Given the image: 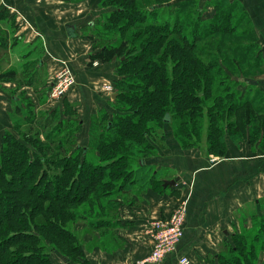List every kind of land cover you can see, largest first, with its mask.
<instances>
[{
	"label": "crops",
	"instance_id": "obj_1",
	"mask_svg": "<svg viewBox=\"0 0 264 264\" xmlns=\"http://www.w3.org/2000/svg\"><path fill=\"white\" fill-rule=\"evenodd\" d=\"M101 1L0 0L1 135L10 132L15 119L29 124L32 115L37 120L42 112L64 114L70 105L81 118L80 125L110 109L108 99L115 95L108 92L116 67L100 62L94 46L103 14L112 10L102 7ZM232 1L243 3L254 15L256 47L264 52V0ZM65 67L75 84L65 98L49 99V80ZM23 108L31 110L28 116ZM149 162L170 175L159 177L163 187L143 184L136 191L121 192L114 198L116 216L103 226L111 233L97 236L95 248H86L79 260L55 255L57 264H150L154 241L147 226L169 219L181 205L187 209L184 236L162 264H180L183 257L190 264H215L211 257L244 227L241 215L264 202V147L229 143L220 156L201 150L159 151V157ZM167 180L176 185L165 188Z\"/></svg>",
	"mask_w": 264,
	"mask_h": 264
},
{
	"label": "trees",
	"instance_id": "obj_2",
	"mask_svg": "<svg viewBox=\"0 0 264 264\" xmlns=\"http://www.w3.org/2000/svg\"><path fill=\"white\" fill-rule=\"evenodd\" d=\"M149 1L150 0L101 1L100 5L102 7L111 8L112 10L109 13L103 14L102 22H104L103 24L101 22L100 25V40L110 44L112 41L114 43L111 44L113 45L111 46V50H108V47H105L106 45L98 46V48L100 47V51L97 52V58L103 63H114L117 61L115 69L118 79H116L115 85L120 95L114 102H112V107L117 111V114H115L112 122L110 120L111 113H108L107 110L104 114L100 115L101 120H104L105 123H102L104 124V128L102 126L101 132L97 135L98 140L97 142L95 140V146L93 145L95 147L94 153V150L91 151L90 147L81 148L75 145V150L72 148L71 150L73 151L69 150L64 157H59L60 161H63L61 164L62 166H60V174L58 177H52L53 179H57V186L50 179V168L44 167L38 178V182L40 183H36L30 190L25 187L23 189L27 197L36 200L34 203L37 204L34 205V208L37 213L46 210V214L49 216L52 215L51 213L53 210L56 212L58 209L60 210L58 211L60 216L53 214V217H48L47 219V227H50L54 231L53 233H57L56 228H59L55 221L56 217H59V220L61 221L62 218L66 216L65 206L69 205L72 208L74 205L80 204V207H86L84 206L86 203V197L79 194L80 197L73 198L71 197V191L75 187L80 186V184L82 185V181L89 182L91 178H96L99 170H104V168L107 169L106 174L104 173V176H101L105 187H109V185L112 184L113 189L117 188V190H119L121 188L124 190H132L131 185L127 186L125 180L130 179L132 175H135L136 177L143 176L142 174L144 170L149 169V165L145 161V157L150 153L148 150L156 149L155 144L150 143L149 139L150 133L148 131H152V129L157 127L152 125L151 121L153 119L160 121L165 115V120L171 118L170 120L172 121V113L176 110L175 108H172V104L176 105V111L180 114H182L181 111H183L184 108L190 109V112L196 111L198 114L199 112L203 113L202 110L206 107L208 108V119L210 123L208 138L211 137V140L215 141L210 145L208 150L210 154L220 156L224 154L227 148V140H229L227 135H234L231 130L232 123H230L234 114L238 113L241 108L244 109L243 107L245 105H252L255 103V99L246 101L244 99H239V93L241 92L234 89L232 86L233 83L239 85L238 79L241 84L243 75L240 74L232 77L217 61L209 63L204 59V61H201V59L194 53L195 45L191 43L200 41L203 35V19H201V16L196 19V22H194L195 20L193 21L194 24L191 27V36L194 42H191L188 38V34L185 32L186 27L192 24L187 22L189 17L184 18L183 16H180L181 11L179 10L177 15L172 18L173 22H162L158 17V10H155V7L152 6ZM159 3L167 4L168 2L159 0ZM168 5L169 4H167V6ZM147 6H149V8L153 7V10L149 9V12L147 13L150 17L146 16L143 12ZM173 6L174 5H171L170 8ZM197 11H199V9ZM227 14L229 18H232L230 13ZM152 16L157 17V20L161 22H152ZM218 17L222 19L224 16L218 15ZM147 18L148 21L146 20ZM225 18L226 17H224V19ZM228 26L225 28H228ZM232 28L233 27L229 26L228 29H224V31H227L224 33H232ZM102 29H106L107 32L102 31ZM215 30L218 31L221 29L215 28ZM254 32L256 33V30ZM171 38L177 39L174 41ZM255 46L256 43L249 44L246 47L244 46L242 49L244 53L242 52V54L246 56L248 51L252 48V50L255 49ZM208 49L211 50V48ZM168 51L171 53H168ZM187 51L190 52L187 53ZM235 51H238V49H235ZM160 55H162V57ZM246 60H249V58ZM169 62H172L173 66L170 67ZM226 63H229L230 67H232L231 62L224 58L223 66H226ZM256 64L260 65L261 62L257 61ZM251 82L252 81H250V84L254 86L255 84H252ZM189 105L192 107L190 108ZM166 108L169 109V113H165L163 117H153L152 114L164 112V109ZM257 109V111H261L260 108ZM188 116L189 119L186 120L183 125L185 127V130H183L185 133H183V137L178 140L185 149H199L200 146L197 143L199 141H195L193 133L195 131L199 132L200 130L194 127L195 125L197 126V124H194L195 122L193 123V121H195L193 115L190 116L188 114ZM222 116L228 118L225 126L222 123L219 124L220 117ZM157 118L159 120H157ZM105 124L107 125L105 126ZM263 128L264 126H262L261 130H263ZM240 129L239 132L245 135V127ZM98 131H96L95 134H97ZM68 132L71 134L70 131ZM219 132L222 133V137L220 136L218 138L216 134H219ZM9 136L4 134L1 138L2 140L0 139V155L6 160V163H8V154L15 157L18 156V164L14 166L17 171V168L20 169V167L24 166L25 159L28 158L27 156L25 157L23 153L22 155L21 153H17V155L16 152L12 153L10 145L13 147L16 143L20 148L26 146L21 145V143H18L17 141H13ZM141 138L144 142L142 147L138 144ZM66 139H68L67 145L74 142L72 136L71 140H69V138ZM149 144L151 146H149ZM221 147H223V152L215 151L216 148ZM85 148L87 149L86 151ZM54 149H57V147ZM110 153H112V155H109ZM55 155L57 156V154ZM105 155L108 156L107 161H98L99 158H102ZM28 156H30L29 153ZM45 157L40 158L39 162H41V164H46L48 158ZM29 159L30 163H33V160H31L30 157ZM83 160L85 161L83 162ZM105 162L106 164L109 162L111 163L105 165ZM33 165L30 167H34ZM37 168L40 169L39 166H37ZM158 174L157 171H153L152 176L148 181H151L152 179L155 180ZM37 176L38 171L35 169L29 178L35 179ZM120 178H122L121 181ZM143 178L145 179V177ZM144 179L142 180L144 181ZM15 180V178H12L10 183L4 184L6 186H13ZM43 181L44 185L42 184ZM58 184L63 186V189L60 186L59 189L62 191L64 190L63 192H65L66 195L63 199L65 201L64 206L55 201L58 199L57 195H59L57 188ZM90 184L91 190H89V193L95 194L98 192L96 188L97 184ZM154 185H156L157 188H162L163 181H157ZM42 186H46L45 193L43 194L38 193V189L42 188ZM52 187L56 190L55 195L47 194L46 190ZM109 190H111V187ZM124 190H122V192ZM16 194L20 195V192L17 193L15 191L10 195H15L16 197ZM5 195H7V193H5ZM28 202L29 201L26 202L27 205ZM47 202H51L53 210L51 206L46 205ZM38 203L41 204L39 205ZM24 214L25 213H22L23 218ZM76 215L77 213L75 216ZM34 217H37V215ZM105 220L109 222V219ZM4 222L5 221L0 222V264H24L28 258L35 259L37 261L36 264H50L51 253L53 252H57L58 255L63 259L66 258L67 261H73L68 254L78 252V247L75 246L76 243L74 244L76 237L63 228L61 230H63L65 234H69H64L65 238H63V244L65 243V247L68 245V248L66 247L63 253H60L61 250L56 246L48 248L50 252L47 249V253H44V248L35 249L36 253L33 255L34 257H31L32 254L27 255L24 252L18 254L13 250L9 251L6 249L5 245L14 237L24 238V241H30L31 238H33L34 241L37 240L36 238L40 237L35 235V230L31 227V221L28 218H24L18 222L15 221L17 224L10 221L1 229ZM257 225L253 228L255 230L254 233L251 232L246 235V237H252L256 241L250 244H243L244 241L238 238L240 239V241H238V246L231 245L232 251L230 254L225 257L221 256L220 259L222 260V264H255L251 258L254 257V255L263 252V249H257V239L260 235L264 237V231L258 229ZM17 226L18 228H15ZM240 234L233 235L231 240L239 237ZM72 240L74 242L69 247V243ZM31 251L33 250L29 249V252ZM215 257L219 258V253ZM20 259H23L24 261H20Z\"/></svg>",
	"mask_w": 264,
	"mask_h": 264
},
{
	"label": "rangeland",
	"instance_id": "obj_3",
	"mask_svg": "<svg viewBox=\"0 0 264 264\" xmlns=\"http://www.w3.org/2000/svg\"><path fill=\"white\" fill-rule=\"evenodd\" d=\"M168 2L169 4H162L159 3V0H150L149 2L154 6L155 10H158L159 12V19H161L162 22H173L172 18H174L177 15V12L180 10V16L189 17L188 23H192L190 26H187L185 29V32L188 34V38L191 40V42H194L192 40L191 36V31H192V26L194 22H196V19H198L201 16V19H203V26H202V39L198 42H194L191 44H194L195 48V54L201 59V61L207 60L206 62H212V61H217L219 65L232 77L236 75H243V79L239 81V85H236L235 83L232 84L233 88L238 90L239 92V99L241 100H252L255 99V103L252 105H245L243 108L240 109L238 113L234 114V117L231 119L230 123L231 124V130L234 133L228 134L227 138L229 140V143L237 144L240 143L241 141L248 142L254 147H264V128L261 130L262 126H264V52L261 47L255 46L254 50L248 51V54L244 56L242 52L243 47L248 46L249 44L256 43V38H257V33H255V29L253 28V20L252 18L254 15L252 14V17L249 13L246 12V8L244 7L243 3H240L238 1H232V0H163ZM159 3V4H157ZM171 5H174L173 7L170 8ZM153 8V7H152ZM151 7L147 6L143 12L145 13L146 16H149L147 14L150 10H153ZM199 9V11H197ZM227 13H230L232 18H229ZM179 15V14H178ZM218 15H222L226 17L219 18ZM150 17V16H149ZM152 22H161L157 20V17L152 16L151 17ZM230 19V20H229ZM148 21V18L146 19ZM195 20V21H194ZM228 22H227V21ZM194 21V22H193ZM147 23V22H146ZM103 24V23H102ZM205 24V26H204ZM231 24V25H229ZM101 23L99 24V27L97 28V33L98 34V40L94 42L95 46V51L96 49L98 50V46H103L106 45L105 47H108V50H111V44L112 43H106L103 40H100V28ZM233 27L232 33H224L227 31H224V29H228L229 26ZM228 28H225L227 27ZM221 29V30H215ZM107 32V30H103ZM104 32V33H105ZM229 32V31H228ZM185 33V34H186ZM97 39V38H96ZM175 41L177 38H171ZM224 44V46H223ZM208 48H211L209 50ZM235 49H238V51H235ZM202 50V51H201ZM262 50V51H261ZM100 51V49H99ZM164 52V51H162ZM190 51H187V53ZM262 52V53H261ZM168 53H171L168 51ZM263 54V56H261ZM162 57V55H160ZM224 58L228 59L232 67H230L229 63H226V66H223L224 64ZM249 58V60H246ZM100 60V59H99ZM203 60V61H204ZM259 61L261 62L260 65L256 64V62ZM100 62H102L100 60ZM222 62V63H221ZM103 63V62H102ZM113 65L116 67L117 61L113 63ZM169 66H173L172 62H169ZM261 66V67H260ZM237 68V71H236ZM173 73V71H172ZM250 81H252V84H255L252 86L250 84ZM115 83V82H114ZM245 83V85H244ZM115 86V85H114ZM116 89V88H115ZM114 89V91H115ZM113 90L108 92L109 94L112 93ZM107 93V94H108ZM108 101H112L111 99H108ZM193 102V101H192ZM207 102V101H206ZM174 103V102H173ZM211 103V102H209ZM111 104V103H109ZM206 105V104H205ZM190 106V105H189ZM192 106H190L191 108ZM263 107V108H262ZM172 108H175L177 110L176 105L172 104ZM260 108L261 111H257ZM25 115L28 116L30 113V109L23 108ZM66 110V109H65ZM72 109L69 108L67 113L62 114H55L54 116H49L48 112L47 113H40L42 114L41 117L36 118L37 120H34L31 118V123H23L21 120L15 119V122H13V126L10 130V132L5 131L3 133L7 134L13 141H17L18 143H21V145L26 146L23 148L18 147L19 145H16V143L13 145V147L10 145V149L12 153L16 152L17 153H23V155L28 159H25V164L23 167L14 168L18 164V156H13L11 154H8V163H6V160L3 159L0 155V222H4V225L1 227V229L8 224L10 221H13L14 223L17 224L18 221L28 218L31 221V227L34 228V233L36 236L40 238H36L37 240L33 241V238L30 239V241H24V238L21 237H14L11 239V241H8L7 244L5 245L6 249L9 251L13 250L15 253L22 254L23 252L26 253L27 255H31V257H34L35 255V249L38 248H44V253H47L49 251L48 248H52L56 246L58 249H60V253H63L65 251V248H68V245L65 247V243L63 244V238L64 237V232L61 230L62 228L68 231L71 235L76 237L75 242L72 240L69 243V247L71 244H75V246L78 247V252L73 253V254H68L71 256L72 260H79L84 256L83 251L87 248V250H92L95 247L96 243V237L101 236L103 231L105 232H110V227L104 228V222L106 223L107 221L105 219H111L112 217L116 216L117 213V208L115 206L116 201L114 200L115 197L121 196V192L124 189H113L112 184L109 185V187H105L103 185V179L101 176H104L103 174L107 172V169L104 168V170H99L97 172V177L96 178H91L89 182L87 181H82V185L75 187L71 192L72 195L71 197H80V195H83L86 197V203L84 206L86 207H80L79 205H74L72 208L71 206H65L66 209V216L62 218V220H59V217H56V222L59 226V228H56L57 233H53L54 231L50 228L47 227V219L48 217L51 218L54 215H59L60 211L56 212L53 210V206L51 205V202H47L46 205L51 206L53 212L51 213L52 215H47L46 210L43 212H36V209L34 208V205L37 203L35 199H31L26 196L24 193L23 189L24 187L28 190H30L36 183L39 184L38 178L41 175L40 173L43 171L44 167H49L50 168V179L54 182L56 185L57 179H53L52 177H58L60 174V170L62 166L61 164L63 161H60L59 157H64L69 150L74 147H89V141L90 138L86 135L87 133H81L78 134L73 138L74 142L71 143L70 145H67V139L65 137L66 132V127L67 125H72L71 123V115L70 113ZM169 109H164V112H160L159 114H152L153 117H163L165 113H169ZM172 113V121L170 119H166V115L162 118L160 121H156V119L152 120L151 123L155 127L152 129V131H148L150 133V143L155 144L154 150H148L150 153L145 157L146 163L149 165V169L144 170L143 176H135L132 175V177L128 180H125L127 186L131 185V189L133 191H136L134 189H139V187H142L143 184L144 188L147 186L154 185L159 179V177H165V176H170L167 175V170L166 169H159L156 165L151 164L149 160L154 161V159L159 157V151H167L169 150H177V149H184V150H201L205 154H210L209 152V147L210 145L215 142L214 140H211V137H209V112L208 108L206 107L204 110H202L203 113L199 114L195 112H190V109H183L182 114L179 112ZM108 112L111 110L108 109ZM161 111V110H160ZM74 112H76L74 110ZM104 114V110L99 112ZM188 114L191 116L193 115V121L195 125L194 127L199 129L200 131L197 132L195 131L193 135L195 136V141L197 142L200 146L199 149L197 148H187L185 149L182 145L181 142L178 140L179 138H182V134L185 133V127L183 126L186 120L189 119ZM78 115V114H77ZM121 115V114H119ZM36 116V115H35ZM63 116H66V119L63 118ZM168 116V115H167ZM77 117V116H76ZM95 117L97 118L98 116H94L93 122L94 124L97 123V126L100 125V121H95ZM158 117V118H159ZM170 117V116H169ZM79 119H81L78 116ZM111 122H112V117ZM157 118V120H159ZM56 119V122H55ZM75 119V117H74ZM33 120V121H32ZM108 120V119H107ZM35 121L38 122L37 125H33ZM110 121V120H109ZM228 121V118L226 116L220 117L219 124H223L224 126L226 125V122ZM170 122V123H169ZM199 122V124H198ZM102 123H105L104 120H102ZM36 124V123H35ZM107 124H105L106 126ZM80 126V124H79ZM104 128V124L102 125ZM110 126V125H109ZM56 127V128H55ZM83 127V126H81ZM245 127V135L239 132L241 130L240 128ZM102 128V127H101ZM101 128L99 129L98 133L95 134L96 131L92 132V137L90 147L92 148L91 151L93 153L95 152V140L97 142V135L99 134ZM192 128V126H191ZM194 128V129H195ZM53 130V132H52ZM60 135H59V132ZM85 130L89 132V136L91 133V126H86ZM74 131V130H73ZM1 132V131H0ZM56 135H55V134ZM95 134V136H94ZM0 134V139L2 136ZM52 135L53 140L47 139V136ZM191 135V134H190ZM217 137L219 138L220 136L222 137V133L219 132V134H216ZM199 136V137H198ZM77 138V141L76 139ZM96 138V139H95ZM192 138V137H191ZM2 140V139H1ZM48 140V141H47ZM143 140L142 138L140 139V142L138 143L141 147L143 145ZM1 145V141H0ZM76 145V146H75ZM94 145V146H93ZM149 146H151L149 144ZM51 147V148H49ZM57 149H54L56 148ZM1 148V147H0ZM228 148V145H227ZM226 148V149H227ZM9 149V146H8ZM13 150V151H12ZM71 150V151H73ZM110 151V150H109ZM112 151V150H111ZM152 151V152H151ZM216 152H223V147L221 148H216ZM8 152V153H11ZM30 156H28V153ZM4 153V151H3ZM148 153V152H146ZM57 154V156L55 155ZM20 155V156H21ZM108 155V154H107ZM109 155H112L110 153ZM46 156V157H45ZM33 160V163H30V159ZM48 158L46 161V164H41L39 162L40 158ZM57 157V158H56ZM17 158V159H16ZM108 156H104L102 158H99L98 161H107ZM85 160H83L84 162ZM111 162L107 163L110 164ZM34 164V165H33ZM37 164V165H36ZM104 164V163H102ZM105 162V165H107ZM33 165L34 167H30ZM37 166L40 167V169L37 168ZM35 169L38 171V176L37 178L30 179V175L32 172L35 171ZM15 171V172H14ZM153 171H157L159 173L157 180L152 179L151 181H148L149 178L152 176ZM11 173V174H10ZM167 173V174H166ZM55 174V175H54ZM147 174V177H146ZM145 177V179L143 178ZM15 178V183L13 186L5 185L4 183H10L11 179ZM122 178H120L121 181ZM144 179V181L142 180ZM93 182H92V181ZM154 180V181H153ZM123 181V180H122ZM46 182V181H45ZM90 183H95L97 184L96 188L97 191L95 194L89 193L91 190V184ZM111 183V182H110ZM116 183V182H115ZM44 185V181L42 182ZM119 184V182H118ZM57 186V185H56ZM59 186H63L58 184V193L57 195L58 199L55 200L57 201L60 205L64 206L65 201L63 200L65 195V192H63L61 189H59ZM111 187V190H109ZM46 186H42V188L38 189V193H45ZM55 188H49L46 190L47 194L49 193L52 195H55ZM19 193L12 196L10 195L11 193L14 192ZM139 191V190H137ZM7 193V195H5ZM104 193V194H103ZM48 196V195H47ZM75 200V199H74ZM23 201V202H22ZM28 202V205L26 202ZM76 201V200H75ZM261 202V201H260ZM39 205L41 203H38ZM44 204V203H42ZM58 205V204H56ZM247 213L242 214L241 216L244 217V220L242 222V225L244 226L241 228L240 233L237 232V234H240L239 237H236L234 240L232 239L230 244L226 242L224 245H222L219 248V255L220 257H211L210 260L213 259L215 264H222V260L220 259L221 256L225 257L226 255L230 254L232 251L231 245L233 246H238V241L240 239L244 241L243 244H250L254 241H256L252 237H246L247 234L249 233H254L255 230L253 229L257 223L258 229H262L264 231V202L261 204H258L255 211L254 209H248L246 211ZM22 213L24 214V218L22 216ZM77 215L75 216V214ZM64 214V213H63ZM37 215V217H34ZM79 215V216H78ZM63 217V216H62ZM109 217V218H108ZM17 221V222H15ZM103 223V224H102ZM101 224V225H100ZM109 224V223H108ZM104 226V227H103ZM27 227V226H26ZM15 228H18L15 227ZM248 229V230H247ZM69 235V234H65ZM240 238V239H238ZM33 241V242H32ZM258 241V248L257 249H263V252L257 255H254V257L251 258L252 261L255 262V264H263L264 263V237L261 235L257 239ZM28 247V248H27ZM29 249H32L33 251L29 252ZM48 249V251H47ZM50 252V251H49ZM55 255H57V252L51 253V261L50 264H57V261L55 258ZM234 256V254H233ZM16 257V256H15ZM20 261H24L23 259H20ZM35 259H30L24 263V264H36ZM232 264V263H231Z\"/></svg>",
	"mask_w": 264,
	"mask_h": 264
},
{
	"label": "built area",
	"instance_id": "obj_4",
	"mask_svg": "<svg viewBox=\"0 0 264 264\" xmlns=\"http://www.w3.org/2000/svg\"><path fill=\"white\" fill-rule=\"evenodd\" d=\"M74 84L75 77L65 67L50 78L49 91H52L54 99L61 98L72 89ZM186 213V206L181 205L169 219H157L149 223L146 232L154 241L153 251L148 258L150 264H162L168 255L174 253L184 236ZM180 264H190V261L183 257L180 259Z\"/></svg>",
	"mask_w": 264,
	"mask_h": 264
},
{
	"label": "flooded vegetation",
	"instance_id": "obj_5",
	"mask_svg": "<svg viewBox=\"0 0 264 264\" xmlns=\"http://www.w3.org/2000/svg\"><path fill=\"white\" fill-rule=\"evenodd\" d=\"M116 79H118V76L116 75L115 76V79H113L112 81H111V89L113 90L112 92L114 93V95H116V98L115 99H112L113 97H109L112 101H109V103H111V104H108V107H110V109H111V112H108V113H111V116L110 117H112V119H114V116H115V114H117V111L112 107V102H114L118 97H119V95H120V93H119V91L117 90V89H115L116 88V85H115V83L114 82H116ZM115 85V86H114ZM114 89H115V91H114ZM70 92V91H69ZM69 92L64 96V97H61V98H57V99H54L53 97H52V91H49L48 92V96H49V99H52V100H54V101H58V100H61V99H63V98H65L68 94H69ZM69 108H71L72 110V112L70 113V115H71V123L70 124H72V125H67V127H66V130H67V132L68 131H70L71 132V134L68 132L67 134H65V137H66V135H67V137L66 138H69V140H71V136H72V139L75 137V136H77L78 134H80V132L81 133H87L86 135L90 138V143H91V139H93V137L91 136L92 135V132H93V128H94V131H98L101 127H102V120H101V118H100V115L101 114H103V113H99V112H97L96 114H95V116L97 115L98 117L96 118L95 117V121H97V119H98V121H100V125L99 126H97V123L96 124H94V122H93V119H90V121H86L85 123H83V124H81L80 126H79V124H80V119L78 118V115L77 114H75V112H74V109L75 108H73V106H69ZM65 113H67L66 111H65ZM55 114H60V112H56ZM77 116V117H76ZM65 118L64 119H66V116H64ZM74 117H75V119H74ZM110 120H111V118H110ZM55 122H56V119H55ZM90 122V123H89ZM81 126H83V127H81ZM86 126H91V133H90V136H89V132H87L86 130H85V128H86ZM56 128V127H55ZM74 130V131H73ZM52 132H53V130H52ZM58 132H59V130H58ZM100 132H101V130H100ZM96 133V132H95ZM55 134V133H54ZM56 135V134H55ZM59 135H60V132H59ZM94 136H95V134H94ZM50 137H51V139L53 140V137H52V135H48L47 136V139L49 140L50 139ZM76 139V141H77V138H75ZM47 140V141H48ZM68 140V139H67ZM90 143H89V147H90ZM87 149L85 148V151H86ZM90 150H92L91 149V147H90Z\"/></svg>",
	"mask_w": 264,
	"mask_h": 264
},
{
	"label": "water",
	"instance_id": "obj_6",
	"mask_svg": "<svg viewBox=\"0 0 264 264\" xmlns=\"http://www.w3.org/2000/svg\"><path fill=\"white\" fill-rule=\"evenodd\" d=\"M116 98V95H115ZM176 185V181L175 180H167L164 182V187H172Z\"/></svg>",
	"mask_w": 264,
	"mask_h": 264
}]
</instances>
